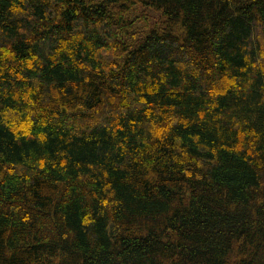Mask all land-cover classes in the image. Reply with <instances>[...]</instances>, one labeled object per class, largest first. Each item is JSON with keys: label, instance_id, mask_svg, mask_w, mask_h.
Instances as JSON below:
<instances>
[{"label": "trees", "instance_id": "16d2710c", "mask_svg": "<svg viewBox=\"0 0 264 264\" xmlns=\"http://www.w3.org/2000/svg\"><path fill=\"white\" fill-rule=\"evenodd\" d=\"M0 264H264V0H0Z\"/></svg>", "mask_w": 264, "mask_h": 264}]
</instances>
